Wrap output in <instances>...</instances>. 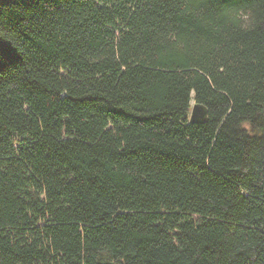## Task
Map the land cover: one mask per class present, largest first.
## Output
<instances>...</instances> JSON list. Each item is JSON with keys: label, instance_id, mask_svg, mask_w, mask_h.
Wrapping results in <instances>:
<instances>
[{"label": "trees", "instance_id": "obj_1", "mask_svg": "<svg viewBox=\"0 0 264 264\" xmlns=\"http://www.w3.org/2000/svg\"><path fill=\"white\" fill-rule=\"evenodd\" d=\"M185 3L0 0V264H264V0Z\"/></svg>", "mask_w": 264, "mask_h": 264}, {"label": "clouds", "instance_id": "obj_2", "mask_svg": "<svg viewBox=\"0 0 264 264\" xmlns=\"http://www.w3.org/2000/svg\"><path fill=\"white\" fill-rule=\"evenodd\" d=\"M201 5L199 0H186V3L181 8V15H188L193 19H200L203 21V17L200 16ZM240 14L245 19V24L243 25L246 31L255 30L257 24L256 13L252 11L251 8H246L241 6L239 9ZM165 37L170 40L173 44L180 39L179 33L175 30H168L165 34Z\"/></svg>", "mask_w": 264, "mask_h": 264}, {"label": "water", "instance_id": "obj_3", "mask_svg": "<svg viewBox=\"0 0 264 264\" xmlns=\"http://www.w3.org/2000/svg\"><path fill=\"white\" fill-rule=\"evenodd\" d=\"M207 119V109L203 104L193 103L189 113V122L201 123Z\"/></svg>", "mask_w": 264, "mask_h": 264}, {"label": "rangeland", "instance_id": "obj_4", "mask_svg": "<svg viewBox=\"0 0 264 264\" xmlns=\"http://www.w3.org/2000/svg\"><path fill=\"white\" fill-rule=\"evenodd\" d=\"M192 104H193V102H192Z\"/></svg>", "mask_w": 264, "mask_h": 264}]
</instances>
